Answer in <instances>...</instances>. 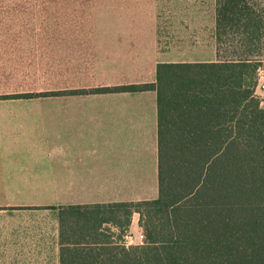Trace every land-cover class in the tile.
Here are the masks:
<instances>
[{"label":"trees","instance_id":"obj_1","mask_svg":"<svg viewBox=\"0 0 264 264\" xmlns=\"http://www.w3.org/2000/svg\"><path fill=\"white\" fill-rule=\"evenodd\" d=\"M215 10L212 62L160 63L149 83L13 96L156 94L158 197L60 207L61 264H264V0ZM136 214L144 244L126 246Z\"/></svg>","mask_w":264,"mask_h":264},{"label":"crops","instance_id":"obj_2","mask_svg":"<svg viewBox=\"0 0 264 264\" xmlns=\"http://www.w3.org/2000/svg\"><path fill=\"white\" fill-rule=\"evenodd\" d=\"M215 5L216 0H0V81L40 79L28 66L56 64L57 79L75 82L73 89L115 87L153 82L160 63L212 62ZM84 96H109V105H59L64 124L72 123L59 132L100 142L109 136V156L106 142L103 151L102 145L92 152L74 145L65 154L59 142L56 192L79 198L0 202V264H61L60 207L152 200L136 194L146 193L147 182H158L156 94ZM108 112L109 129L102 121ZM109 193L134 195L111 199ZM136 215L126 246L144 244Z\"/></svg>","mask_w":264,"mask_h":264},{"label":"rangeland","instance_id":"obj_3","mask_svg":"<svg viewBox=\"0 0 264 264\" xmlns=\"http://www.w3.org/2000/svg\"><path fill=\"white\" fill-rule=\"evenodd\" d=\"M208 4L209 6H206L212 9L214 6L213 1ZM210 43L212 46L216 45L213 29L210 34ZM210 51L213 58L214 49H210ZM28 68L31 76L40 77V79L0 81V188L18 187L27 190V192L0 191V202L19 201L50 204V202L65 201L68 196L71 200L78 199L79 197L75 194H69L68 196L62 194V196H59L56 192L57 174L60 171L58 157L61 143L59 142H62L64 154L68 147L74 145L78 147L85 145L83 150L79 149L82 152H92L93 149L102 145L100 150L103 151L106 148V142L108 143L106 153L109 156V136L106 141L104 139V142H100L98 139L85 140V137L81 138L79 134L60 133V127H71L72 123L64 124L61 119L64 112L59 111L58 106L96 104L97 106L105 107L109 105V96L99 99L100 102L96 99H89L86 96L44 97L37 99L15 98L13 96L27 92L55 91L61 88L69 90L74 87L75 82L73 81H59L57 79L59 74L56 64L28 66ZM43 77L46 78L43 79ZM260 78L262 85L264 84V64L260 71ZM256 95L262 101V106L264 107V89L262 87L258 88ZM70 115L78 116L79 114L71 113ZM103 115L102 121L109 129V112L103 113ZM58 135L60 136L59 138ZM75 152H78V150ZM43 188H45L46 192H42ZM146 189V193L136 195L148 196L152 199L158 197V182L157 186L147 182ZM117 194L109 193V198L119 199L121 197H133L132 195H134L123 194L118 196Z\"/></svg>","mask_w":264,"mask_h":264},{"label":"built area","instance_id":"obj_4","mask_svg":"<svg viewBox=\"0 0 264 264\" xmlns=\"http://www.w3.org/2000/svg\"><path fill=\"white\" fill-rule=\"evenodd\" d=\"M261 87H262V89H264V84H262ZM141 239L144 240V236L143 235L141 236Z\"/></svg>","mask_w":264,"mask_h":264}]
</instances>
